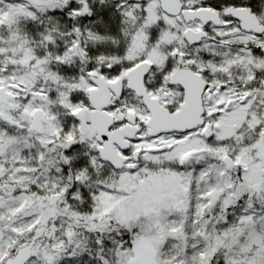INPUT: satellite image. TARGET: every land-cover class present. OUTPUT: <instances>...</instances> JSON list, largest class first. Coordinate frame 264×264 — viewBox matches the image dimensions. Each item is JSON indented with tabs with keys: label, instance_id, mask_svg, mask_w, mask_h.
<instances>
[{
	"label": "snow or ice",
	"instance_id": "1",
	"mask_svg": "<svg viewBox=\"0 0 264 264\" xmlns=\"http://www.w3.org/2000/svg\"><path fill=\"white\" fill-rule=\"evenodd\" d=\"M0 264H264V0H0Z\"/></svg>",
	"mask_w": 264,
	"mask_h": 264
}]
</instances>
